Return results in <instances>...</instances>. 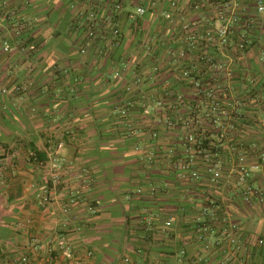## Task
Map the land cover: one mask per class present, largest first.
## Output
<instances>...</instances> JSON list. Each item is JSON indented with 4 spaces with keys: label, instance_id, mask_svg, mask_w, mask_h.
<instances>
[{
    "label": "crops",
    "instance_id": "0c3cea01",
    "mask_svg": "<svg viewBox=\"0 0 264 264\" xmlns=\"http://www.w3.org/2000/svg\"><path fill=\"white\" fill-rule=\"evenodd\" d=\"M86 1L0 0V177L5 183L0 186V264L31 251L25 245L32 238L43 243L50 237L91 249L89 264H122L125 258L131 264H264V206L258 211V205L244 204L241 188L226 182L227 177L233 180L234 158L228 147L216 157L221 180L210 183L202 172L197 181L179 177L171 162L183 155L182 136L165 129L157 105L166 97H202L190 80L180 77L182 70L209 87L228 86L229 97H252L239 76L227 78L216 66L199 62L200 48L188 50L182 61L177 49L184 25L202 18L200 29L218 24L215 3L233 7L237 20L247 8L257 24L240 35L262 46L264 19L255 13V0H122L115 16L119 47L89 48L82 54L84 28L78 14L87 8ZM92 1L112 12L114 0ZM137 6H144L146 13L133 20ZM17 22L29 25L15 37ZM5 40L12 47L9 53L1 50ZM235 43L233 39L227 49L210 48L207 54L243 78L255 68L263 83L264 66L255 60L257 45L241 52ZM114 67L121 70L120 78L112 76ZM261 99L258 109L241 111L239 140L248 164L258 162L253 151L264 146V133L256 124L257 119L264 123V94ZM59 142L63 147L57 149ZM55 155L84 168L91 180L87 187L77 186L85 203L68 207L65 214L63 187L75 182L68 178L64 185L51 186L48 167ZM253 176L254 185L264 184V163ZM37 194L54 201L38 208ZM207 201L215 202L220 214L226 213L237 226L234 242H229L228 231L221 233L220 223L210 232L211 240H221L219 246L206 248L195 234L193 221ZM86 203L94 212L86 210ZM31 255L37 264H71L49 262L44 251Z\"/></svg>",
    "mask_w": 264,
    "mask_h": 264
},
{
    "label": "built area",
    "instance_id": "2783aa9c",
    "mask_svg": "<svg viewBox=\"0 0 264 264\" xmlns=\"http://www.w3.org/2000/svg\"><path fill=\"white\" fill-rule=\"evenodd\" d=\"M209 1V0H204ZM87 8L79 12L81 18L83 32V42L80 47V53L86 54L89 48H107L111 51L120 45L121 32L115 16L121 12L123 7L122 0L111 1L112 12L105 13L102 8L94 6L92 0H87ZM255 13L259 18L264 19V0H255ZM214 18L217 25L211 28L206 26L204 29L198 28L202 18L194 24H187L182 27L185 31L182 38V44L177 49V59L185 60L188 50L201 49V53L197 57L198 61L209 65L216 66V69L227 78H231L233 70L229 65L216 64L212 56L207 54L210 48L223 49L229 41L232 24L237 20V15L233 7L224 3H215L212 5ZM244 16L251 19L247 13V8L243 9ZM242 12V14H243ZM146 13L144 6H137L135 13L132 15L133 20L142 18ZM248 20V19H246ZM29 25L28 22H17L13 25L12 34L15 37L20 34ZM192 29V30H191ZM188 31V32H187ZM28 49L32 50V47ZM1 50L9 53L12 50L11 44L5 40L1 43ZM25 48H21V52H25ZM260 60L264 61V50L261 52ZM120 69L114 67L112 76L120 78ZM181 77L190 79L194 88L202 97H166L162 101H158L157 105L163 113V126L168 131L179 132L182 136L183 155L175 158L172 163L173 168L178 172L181 178H187L192 181L202 179L201 172L205 175L210 183H214L222 179V166L220 161L216 159L219 156L222 147L227 146L234 158L232 162L230 174L233 180L227 177L226 182L232 181L236 187L241 188L239 197L246 205L253 206L255 204H264V184L261 186L254 185V170L259 167V162L264 163V146L255 148L256 158L258 162L248 164L246 161V153L242 143L238 141L232 142L231 135L240 130L242 120L241 110L246 106L245 99L241 97H227L225 92L219 93L214 88H205L204 83L195 75L187 70L181 71ZM14 91L25 90L24 88L13 87ZM6 89H2L1 93L6 94ZM218 92V93H217ZM185 113L181 115V110ZM125 115V111L120 112ZM259 127L264 133V123L260 122ZM63 147V142L57 144V149ZM42 167V163H39ZM49 183L56 188L64 185L69 178L75 182L74 186L63 187L65 190L64 197L68 203L62 207V213L65 214L68 207L77 204L83 205L85 202L81 198L80 189L77 186L87 187L91 184L86 170L84 168L77 169L73 162L66 161L63 157L54 156L50 160L48 167ZM0 186H4V176L0 177ZM53 198L48 195L37 194V207L43 208L53 202ZM86 210L94 212L90 203L85 204ZM215 202L203 205L199 211L200 215L196 218L197 234L200 240L205 241V247L219 246L220 240H211V230L220 223L222 225V234L228 231L229 242H234L235 237L232 231L237 230L235 223H230L227 214L218 216L220 212ZM172 219L168 220L165 225L171 226ZM20 228V223L16 224ZM75 232L78 227H75ZM230 232V233H229ZM232 234V235H231ZM258 244L263 245V240H259ZM31 251L21 252L15 255L11 262L7 264H37L36 255L32 256L31 252L40 253L44 251L49 262L57 259L70 261L71 264H89L88 261L93 257V251L85 245L74 244L68 239L60 237H50L43 243L37 238H32L25 245ZM123 264H131L128 258L123 260Z\"/></svg>",
    "mask_w": 264,
    "mask_h": 264
},
{
    "label": "trees",
    "instance_id": "16d2710c",
    "mask_svg": "<svg viewBox=\"0 0 264 264\" xmlns=\"http://www.w3.org/2000/svg\"><path fill=\"white\" fill-rule=\"evenodd\" d=\"M246 19H248V20H246ZM256 21L257 20L253 16H251V19L246 18V16H244V18H240V19L236 20L235 24L231 28L232 32L229 35L228 43L229 42L231 43V41L233 43V39H234V41H236L235 47H237L239 49V51H241V52H246L247 50H249L253 46L257 45V47L259 48V51H258V53L255 52L256 65L264 66V61L260 60L261 52L264 50V44L262 46H260V45H258L257 42L253 43L252 41H249L248 38L245 35H240L241 31H244L245 29L250 30L252 28V26H256V25H254ZM256 24H257V22H256ZM230 43L227 44L223 49H225V48L227 49L228 47H230ZM214 49H216V48H214ZM251 72H252V74H250V76H246L245 78H243L242 75L240 76V75H236V74L233 73L232 74V78H236V77L239 76L240 77L239 79H241V81L244 82V84H245L244 91L246 92L247 96L248 95L252 96V97H241V98L245 99V102H246V106L245 107H249L251 109H258L260 101L262 100L261 99V95L264 94V82L260 84V82L257 80L258 77L256 76V74L258 73V71H256L255 68L251 69ZM180 77H181V75H180ZM181 78L182 79H186V78H183V77H181ZM186 80H190V79H186ZM190 83L192 84L191 80H190ZM192 86H193V84H192ZM204 87L205 88L218 89L217 91L219 93L225 92L227 97H229V95H230V92H229L230 88L228 86L209 87L208 85H204ZM193 88H194V86H193ZM261 121H262L261 119H259V120L257 119L256 120V124L258 123V125H259ZM239 126H240V130L237 133L231 135L232 142H234V141H238L240 143L242 142L241 140H239V135L241 134V129H242L241 123H240ZM259 130L261 131L260 127H259ZM253 152L255 153V151H253ZM254 156L256 157V155H254ZM4 185H5V183H4ZM257 185L261 186L262 184L261 185L257 184ZM206 204H209V201H207ZM259 206H262V205H259ZM220 213H221V211L218 212V216L222 217L223 213L222 214H220ZM199 215H200V211L198 212L197 216H199ZM194 220L195 221H193V224H194L195 234H197V231H196V229H197L196 219H194ZM217 233L218 232H216V234ZM197 236H198V234H197ZM9 262L10 261H8V263ZM122 264H123V261H122Z\"/></svg>",
    "mask_w": 264,
    "mask_h": 264
},
{
    "label": "rangeland",
    "instance_id": "374dc122",
    "mask_svg": "<svg viewBox=\"0 0 264 264\" xmlns=\"http://www.w3.org/2000/svg\"><path fill=\"white\" fill-rule=\"evenodd\" d=\"M255 162H256V160H255ZM259 164H261L260 162H259ZM255 179V178H254ZM264 181V180H263ZM262 183H264V182H262ZM262 206H264V204H262ZM256 210H258V211H262L263 209L261 208V206H259L258 205V208L256 207ZM257 218V217H256ZM215 236H213V238H214ZM220 240V239H219ZM221 241V240H220ZM259 241V240H258ZM260 245V244H259ZM262 245V244H261Z\"/></svg>",
    "mask_w": 264,
    "mask_h": 264
}]
</instances>
